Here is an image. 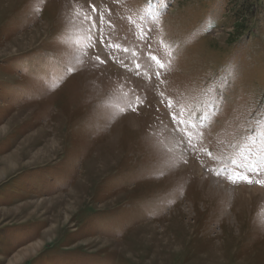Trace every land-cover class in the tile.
Returning a JSON list of instances; mask_svg holds the SVG:
<instances>
[{"label":"rangeland","instance_id":"1","mask_svg":"<svg viewBox=\"0 0 264 264\" xmlns=\"http://www.w3.org/2000/svg\"><path fill=\"white\" fill-rule=\"evenodd\" d=\"M257 179L264 0H0V264H264Z\"/></svg>","mask_w":264,"mask_h":264},{"label":"snow or ice","instance_id":"2","mask_svg":"<svg viewBox=\"0 0 264 264\" xmlns=\"http://www.w3.org/2000/svg\"><path fill=\"white\" fill-rule=\"evenodd\" d=\"M95 12H96V7L93 6L90 10V14H87L84 17V19L86 21H88V34L90 37L89 47L95 48L96 44H100L101 45L100 51L106 52L108 59H114L119 52H127L128 51L127 48H122L121 45H119L117 43H113L111 41L110 37L105 35V32H104V16H103V14H101L97 19H93L92 13H95ZM98 25H99V27H98ZM109 26H111V25H109ZM94 29H95V32H93ZM148 31H151V29H149ZM141 38H144V37L142 36ZM105 41H107V43H105ZM90 58L94 59L95 61H97L99 63L105 62L104 60L101 59V56L99 54L92 56ZM149 59L151 61H153L156 65V69L153 71L152 76H154L156 79H159L160 75H161V71L164 69L165 66L161 62V60L155 55H150ZM141 67L142 66L139 63H137L136 68H137V74L138 75L143 74L139 71ZM161 83H163V81H161ZM160 96H161L160 103L165 104V98H164L163 93H160ZM165 106L168 109V112L170 115V123L174 126V130L180 131V132H186L189 128L188 122H187V120L182 118L181 112L174 110L175 106H174V104L170 98L167 100V103L165 104ZM184 143L190 149L195 148V145L192 144L191 137H187V139L184 140ZM248 151H251V149H248ZM207 154L209 156L211 155V153H207ZM232 163L235 164L236 162L232 161ZM259 168H260L259 164L253 166L251 163H249L246 166V170H253L257 173V175L259 174ZM221 171H227V168L222 169ZM221 171H217L216 175H220ZM228 178L231 179V176H229ZM237 178L246 180L249 183L252 182L250 177H248L247 175H244V174L239 175ZM233 182H235V181H233ZM255 183L264 184V181L257 179L255 181Z\"/></svg>","mask_w":264,"mask_h":264},{"label":"bare ground","instance_id":"3","mask_svg":"<svg viewBox=\"0 0 264 264\" xmlns=\"http://www.w3.org/2000/svg\"><path fill=\"white\" fill-rule=\"evenodd\" d=\"M195 167H197V165L195 164L194 165ZM245 185L241 186V187H244ZM252 189H254V191L258 192L261 194L262 197H264V188L263 187H257V186H252L251 187ZM38 243V242H36ZM28 248V247H27ZM19 255V254H18ZM10 264V263H9Z\"/></svg>","mask_w":264,"mask_h":264}]
</instances>
